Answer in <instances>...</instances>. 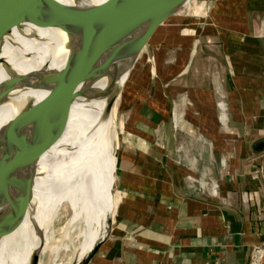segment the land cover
Segmentation results:
<instances>
[{
  "label": "crops",
  "instance_id": "0c3cea01",
  "mask_svg": "<svg viewBox=\"0 0 264 264\" xmlns=\"http://www.w3.org/2000/svg\"><path fill=\"white\" fill-rule=\"evenodd\" d=\"M157 38L117 100L111 222L88 264H250L264 248V0H201Z\"/></svg>",
  "mask_w": 264,
  "mask_h": 264
},
{
  "label": "bare ground",
  "instance_id": "6f19581e",
  "mask_svg": "<svg viewBox=\"0 0 264 264\" xmlns=\"http://www.w3.org/2000/svg\"><path fill=\"white\" fill-rule=\"evenodd\" d=\"M146 29L113 0H21L18 13L0 22V169L34 150L22 176L1 192L2 225L20 207L28 209L13 228L0 232V264H41L62 206L70 209L68 224L82 239L69 264H85L103 242L114 182L108 91L133 52L128 37L139 47L154 31L144 35ZM88 59L94 64L87 68ZM62 69L80 76L79 91L95 98L75 96L55 83L38 130V103L47 93L38 88ZM28 115L33 122L21 145L14 128Z\"/></svg>",
  "mask_w": 264,
  "mask_h": 264
},
{
  "label": "water",
  "instance_id": "95a60500",
  "mask_svg": "<svg viewBox=\"0 0 264 264\" xmlns=\"http://www.w3.org/2000/svg\"><path fill=\"white\" fill-rule=\"evenodd\" d=\"M20 1L21 0H0V22H2L7 17H12L16 15L20 9ZM119 5L123 6L126 10L130 11L138 21L144 22L147 24V29L144 35L147 32H151L156 29L159 39V32L164 29L165 25L168 23L171 18L175 15L179 14L184 9L188 8L191 3L196 0H113ZM145 37V36H144ZM134 43V47H133ZM3 42H0V49L2 47ZM127 44L130 48H132V53L127 59V63L123 71L118 74L114 80L111 82L108 91V101L107 107L110 109L115 102L116 99L121 95L131 73L136 64L142 60L144 57H148L156 48L157 40L143 53L139 50L136 45V42L132 38L131 34L127 39ZM141 52V53H140ZM94 64V59H88L86 61V66H92ZM83 75L87 74V71H83ZM81 80V77H73L71 75L66 74L65 69H62L58 74H54L50 77H47L42 81L39 91H46L45 97L39 100L38 106L40 111V116L37 122L38 130L41 128L42 124L45 122L46 117L48 116V104L49 98L47 96L48 90L55 83L61 82L64 84L65 89L70 93L78 97H85L86 99H94L92 95H86L82 93L78 89V83ZM33 122V119L30 115L26 116L22 121L17 123L14 128V135L17 136L21 145L23 144V140L25 139V135L28 131L29 125ZM35 122V121H34ZM37 132L36 137L39 135ZM34 154L33 148L30 150H26L23 157L10 169L2 170L0 169V197L1 192L7 188L8 186L15 183L20 176H22L23 172L26 170L28 164L31 161V158ZM28 209V205H24L20 207L18 211H16L10 220L6 221L4 225H2V203L0 202V232L7 231L13 228L17 222L25 215L26 210ZM111 219L109 221L110 225ZM107 236V233H106ZM104 237L103 241L105 240ZM89 261V260H88ZM88 261L85 264H88Z\"/></svg>",
  "mask_w": 264,
  "mask_h": 264
},
{
  "label": "rangeland",
  "instance_id": "374dc122",
  "mask_svg": "<svg viewBox=\"0 0 264 264\" xmlns=\"http://www.w3.org/2000/svg\"><path fill=\"white\" fill-rule=\"evenodd\" d=\"M200 1L201 0H196L193 3H191V5L194 6V4H198ZM191 5L188 8L192 10ZM145 42L146 41H144L142 47L141 44L138 47L142 53L145 51L144 48H146V46H148L149 44V42L147 43ZM145 58L146 57H144L143 59ZM117 100L118 99L115 100V102L113 103L110 109V117H109L111 135H112L111 143L113 148L111 155L113 156L114 164H115V147H116L117 123H118V116L116 110ZM112 192L114 195L113 185H112ZM70 214H71L70 209L68 207L66 208L62 206L55 215V217L53 218L52 224L50 225L48 231L49 238H48L47 246L45 248L44 253L40 257L41 264H69L71 261H73L82 239L77 234L79 229L76 228L75 226H71L68 224V219L70 217Z\"/></svg>",
  "mask_w": 264,
  "mask_h": 264
},
{
  "label": "built area",
  "instance_id": "2783aa9c",
  "mask_svg": "<svg viewBox=\"0 0 264 264\" xmlns=\"http://www.w3.org/2000/svg\"><path fill=\"white\" fill-rule=\"evenodd\" d=\"M217 107L219 109L220 121L225 122L226 121V109H227L225 103L222 100H219L217 102ZM214 189H215V186H214ZM263 252H264L263 247L255 246L253 249V254H252L250 264H264V262L261 260Z\"/></svg>",
  "mask_w": 264,
  "mask_h": 264
}]
</instances>
